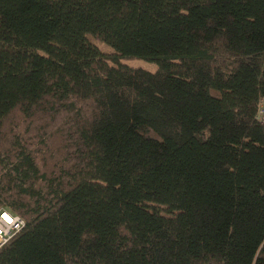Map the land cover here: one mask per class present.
Listing matches in <instances>:
<instances>
[{"label":"trees","instance_id":"16d2710c","mask_svg":"<svg viewBox=\"0 0 264 264\" xmlns=\"http://www.w3.org/2000/svg\"><path fill=\"white\" fill-rule=\"evenodd\" d=\"M263 98L264 0H0V264H264Z\"/></svg>","mask_w":264,"mask_h":264},{"label":"built area","instance_id":"2783aa9c","mask_svg":"<svg viewBox=\"0 0 264 264\" xmlns=\"http://www.w3.org/2000/svg\"><path fill=\"white\" fill-rule=\"evenodd\" d=\"M264 124V98L260 99L256 109V117ZM23 220L5 210H0V248H2L23 227Z\"/></svg>","mask_w":264,"mask_h":264},{"label":"rangeland","instance_id":"374dc122","mask_svg":"<svg viewBox=\"0 0 264 264\" xmlns=\"http://www.w3.org/2000/svg\"><path fill=\"white\" fill-rule=\"evenodd\" d=\"M93 43L102 51L104 52H108L110 51V49L103 44L102 42L93 40ZM126 64L130 65V66H134V67H139L148 71H154L155 70V65L147 63V62H143V61H133V62H126Z\"/></svg>","mask_w":264,"mask_h":264},{"label":"bare ground","instance_id":"6f19581e","mask_svg":"<svg viewBox=\"0 0 264 264\" xmlns=\"http://www.w3.org/2000/svg\"><path fill=\"white\" fill-rule=\"evenodd\" d=\"M257 120V119H256ZM258 121V120H257Z\"/></svg>","mask_w":264,"mask_h":264}]
</instances>
